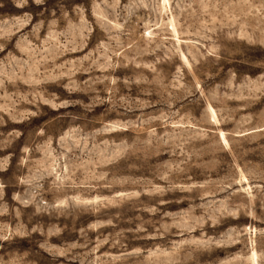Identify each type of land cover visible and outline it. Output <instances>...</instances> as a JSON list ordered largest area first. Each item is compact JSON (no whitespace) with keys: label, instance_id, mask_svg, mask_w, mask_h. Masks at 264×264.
<instances>
[{"label":"rangeland","instance_id":"rangeland-1","mask_svg":"<svg viewBox=\"0 0 264 264\" xmlns=\"http://www.w3.org/2000/svg\"><path fill=\"white\" fill-rule=\"evenodd\" d=\"M0 264H264V0H0Z\"/></svg>","mask_w":264,"mask_h":264}]
</instances>
